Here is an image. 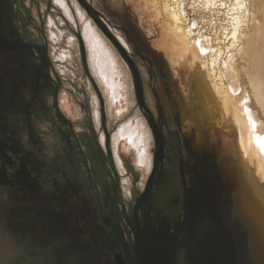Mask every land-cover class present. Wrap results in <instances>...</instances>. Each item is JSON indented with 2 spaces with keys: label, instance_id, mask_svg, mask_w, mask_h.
Segmentation results:
<instances>
[{
  "label": "rangeland",
  "instance_id": "1",
  "mask_svg": "<svg viewBox=\"0 0 264 264\" xmlns=\"http://www.w3.org/2000/svg\"><path fill=\"white\" fill-rule=\"evenodd\" d=\"M60 1L0 0V264H122L110 214L118 204L132 218L161 163L164 175L139 215L151 224L156 264L179 255L190 264H264V229L250 214L236 133L196 90L204 78L235 98L227 70L234 54L241 95L264 128V0ZM87 26L122 68V104L91 65ZM188 44L198 54L207 46L204 57L213 58L219 44V67L200 71ZM140 120L149 144L128 138L116 148L120 130ZM162 185L171 198L159 207ZM99 203L112 212L103 215Z\"/></svg>",
  "mask_w": 264,
  "mask_h": 264
},
{
  "label": "bare ground",
  "instance_id": "2",
  "mask_svg": "<svg viewBox=\"0 0 264 264\" xmlns=\"http://www.w3.org/2000/svg\"><path fill=\"white\" fill-rule=\"evenodd\" d=\"M58 3L61 5L63 2L58 0ZM63 6H65V4ZM85 38L91 53L90 58L92 61V67L105 81L104 84L112 93V99L114 101L120 100L122 104V100L126 97V90L125 84L121 80L122 68L120 67L119 62L116 60L110 47L106 44V41L102 39L103 36L101 38L95 31L94 27L87 26ZM188 48V58L200 67V71H202L204 67L207 68L208 64L212 67V72L215 71V69L219 67L218 65L222 58V54L225 53V51L219 47V44L217 47L218 50L216 58H213V55L204 57L203 53L207 51V46H202V54H198L190 44H188ZM199 53H201L200 50ZM227 53L229 52L226 51V54ZM210 57L211 59H209ZM236 66L237 62L234 54H232L227 62V70L233 79L235 92V95H233L235 98L232 96V93L230 95V92L224 87V84L221 85L223 87L220 89H217V87L213 89L211 82L209 80L206 81L204 78H202V83L198 81L196 85L197 96H201V94L204 97L208 96V100L205 102H207V104L209 102V104H213L215 106L218 105L220 109H222V111H219L222 119L225 120L227 118V121L231 124L230 128L225 127L226 130L232 129L231 127H233L236 133V142H238L239 153L242 157L241 168L245 173V176L242 178V184L246 199L251 208L250 214L252 217H259L262 228L264 229V128L263 124L259 121V118L257 119L256 114L250 107L251 100L249 95L247 93L243 96L241 95L243 88L242 84L239 82V71ZM200 76L203 75L201 74ZM254 78L255 77L253 76L252 81H254ZM200 84H202V88L199 87ZM198 88L202 89L201 92L199 91L200 94L198 93ZM238 98L240 99L238 100ZM214 109L215 108H213V110ZM141 130L143 131L141 132ZM128 138V141H130L133 146L141 147L144 144L147 146L146 144H149L150 134L147 132V127H145L140 120L136 127L124 126L120 130L119 134L115 136L114 145L116 148H119V141ZM116 152L118 154L117 149ZM144 159L146 163V155H141L140 162H144ZM119 163L122 164V159H119Z\"/></svg>",
  "mask_w": 264,
  "mask_h": 264
},
{
  "label": "flooded vegetation",
  "instance_id": "3",
  "mask_svg": "<svg viewBox=\"0 0 264 264\" xmlns=\"http://www.w3.org/2000/svg\"><path fill=\"white\" fill-rule=\"evenodd\" d=\"M127 57H128V55H127ZM128 60H129V63L132 66H134L129 57H128ZM135 71H136V68H135ZM137 80H138V78H137ZM137 92H138L137 93L138 96H140V100H141L142 105H144L143 100H142V93L143 92L140 91V88ZM145 108H147V107L145 106ZM151 121H152L151 125L153 127L152 131H153V135H154L155 144L157 145V147L159 149V155L164 160V158H163L164 157L163 156L164 142H163L162 137L160 135L157 123L152 118H151ZM152 174H153L152 179L150 181H148V183L146 184V186H145V188L141 194V197H140L138 203L136 204V207L133 210V217L132 218L127 216V214L129 213L128 209L125 206L120 207L118 204H117L116 214H110V215H112V217H110L111 223H110V225H108V228L110 230L111 236H113V238H114V242L116 243L117 253L121 259L122 264H156L154 252H153L152 246L150 244V235L152 232L151 224L148 223L149 221L146 220V217H144L146 222H144V224H143L139 215H140V209L142 207L145 208L147 206L150 198L153 195V191H154L156 184L160 181V179L164 175V163H161L160 165H158L154 169ZM156 174H157V180L155 179ZM117 181H118L117 186L120 187V185H121L120 184V176L117 177ZM126 184H127L126 191L130 192L131 191V186L129 185L130 183L126 182ZM162 186L163 187H161V188L159 187V189L157 191V193H158L157 196H158L159 200L161 201L159 204L160 205L159 207L162 206L161 203L163 200H165L166 198H171V196L169 195L168 186L167 185H162ZM99 206H100L101 213L105 216H108L109 213L112 212L110 207H103L100 205V203H99ZM120 208L126 217L122 218L120 216ZM168 222H169L170 226L175 224L172 220L168 221ZM162 264H166V263H162ZM175 264H190V262L185 257V255H179L176 258Z\"/></svg>",
  "mask_w": 264,
  "mask_h": 264
},
{
  "label": "water",
  "instance_id": "4",
  "mask_svg": "<svg viewBox=\"0 0 264 264\" xmlns=\"http://www.w3.org/2000/svg\"><path fill=\"white\" fill-rule=\"evenodd\" d=\"M116 45L118 46L119 51H120V53L122 54V56L124 57V59L129 63L128 57H127V55H126L124 49H123L122 47H120L118 44H116ZM129 65L131 66V68H132V70H133V72H134V75H135V77H136V71H135L134 67H133L130 63H129ZM135 79H136V78H135ZM137 81H138V80L136 79V82H137ZM138 101H139V103H141L140 96H138ZM141 104H142V103H141Z\"/></svg>",
  "mask_w": 264,
  "mask_h": 264
}]
</instances>
